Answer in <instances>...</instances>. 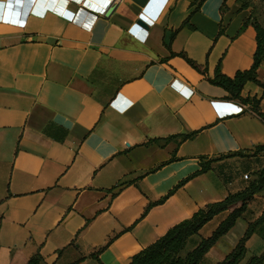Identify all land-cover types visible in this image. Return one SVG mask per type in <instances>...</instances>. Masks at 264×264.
<instances>
[{
    "label": "crops",
    "instance_id": "0c3cea01",
    "mask_svg": "<svg viewBox=\"0 0 264 264\" xmlns=\"http://www.w3.org/2000/svg\"><path fill=\"white\" fill-rule=\"evenodd\" d=\"M222 4L0 0V264H129L264 166V119L210 82L218 66L250 69L257 49L248 10ZM257 74L241 95L264 113V62ZM263 210L264 191L202 264L221 262ZM246 246L261 254L264 238Z\"/></svg>",
    "mask_w": 264,
    "mask_h": 264
},
{
    "label": "trees",
    "instance_id": "16d2710c",
    "mask_svg": "<svg viewBox=\"0 0 264 264\" xmlns=\"http://www.w3.org/2000/svg\"><path fill=\"white\" fill-rule=\"evenodd\" d=\"M200 1L202 2L203 0ZM227 2L228 0H223L221 7L222 13L228 9ZM240 9L246 8L243 4H240ZM248 23L253 24L257 34V49L254 54V62L251 68L238 71L234 77H229L222 74L218 66L215 76L210 79V82L223 87L229 92L230 98L238 99L244 104H249L251 108L264 119V113L259 109L260 100L243 97L241 95L242 89L247 82L252 81L259 85L262 84L258 79L257 71L264 62V25L254 20L251 15L246 19L243 28H245ZM188 61L196 67L191 60L188 59ZM192 135L193 134H185L182 138L186 140L192 137ZM255 149L256 152H262L264 154V144L257 145ZM218 159H221V157L215 158L212 161ZM209 169L210 163H202L201 169L194 175L204 173ZM183 183L184 181L181 182L178 187ZM262 191H264V166L254 173V178L248 181L243 189L230 193L222 201L205 205L196 211L192 217L174 225L165 235L135 254L129 264H202L205 255L221 237L226 235L236 225L238 219L241 218L247 210L249 203ZM166 197L158 202L151 203L149 207L163 202ZM224 212L227 213V216L221 221L212 234L209 237L202 238L192 249L187 250L189 240L193 236L199 234L200 230L215 216ZM255 232H259L264 238V210L260 217L249 222L244 235L239 239L233 250L217 264H264V252L255 254L246 246L247 240ZM42 260L43 257L38 254L27 261L26 264H42Z\"/></svg>",
    "mask_w": 264,
    "mask_h": 264
},
{
    "label": "rangeland",
    "instance_id": "374dc122",
    "mask_svg": "<svg viewBox=\"0 0 264 264\" xmlns=\"http://www.w3.org/2000/svg\"><path fill=\"white\" fill-rule=\"evenodd\" d=\"M237 2L239 5L243 4L245 6L254 20L264 25V0H238ZM250 175L249 179H245L247 182L254 178V172H250ZM192 248L191 243H188L187 250Z\"/></svg>",
    "mask_w": 264,
    "mask_h": 264
},
{
    "label": "built area",
    "instance_id": "2783aa9c",
    "mask_svg": "<svg viewBox=\"0 0 264 264\" xmlns=\"http://www.w3.org/2000/svg\"><path fill=\"white\" fill-rule=\"evenodd\" d=\"M111 2V1H110ZM110 2H108V6H109V4H110ZM107 6V7H108ZM97 9L98 10H105V8L103 9L102 7H97ZM172 86H176L177 87V82H175V81H173L172 82ZM185 95H187L188 97H190L191 95H192V90L191 91H189V93H187V92H185V91H182ZM250 173H246V174H244V179H249L250 178Z\"/></svg>",
    "mask_w": 264,
    "mask_h": 264
}]
</instances>
